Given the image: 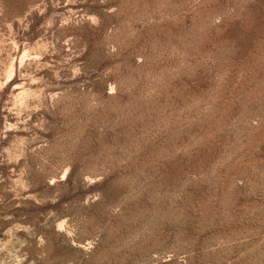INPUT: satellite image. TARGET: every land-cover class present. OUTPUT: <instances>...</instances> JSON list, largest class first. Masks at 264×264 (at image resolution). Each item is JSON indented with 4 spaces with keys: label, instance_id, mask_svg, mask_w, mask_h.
Returning <instances> with one entry per match:
<instances>
[{
    "label": "rangeland",
    "instance_id": "374dc122",
    "mask_svg": "<svg viewBox=\"0 0 264 264\" xmlns=\"http://www.w3.org/2000/svg\"><path fill=\"white\" fill-rule=\"evenodd\" d=\"M0 264H264V0H0Z\"/></svg>",
    "mask_w": 264,
    "mask_h": 264
}]
</instances>
